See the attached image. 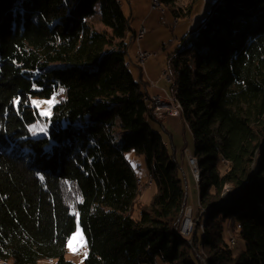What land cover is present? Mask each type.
Returning a JSON list of instances; mask_svg holds the SVG:
<instances>
[{
	"label": "trees",
	"instance_id": "1",
	"mask_svg": "<svg viewBox=\"0 0 264 264\" xmlns=\"http://www.w3.org/2000/svg\"><path fill=\"white\" fill-rule=\"evenodd\" d=\"M97 8L105 31L87 21ZM133 38L117 0H0V261L74 264L80 226L85 264H264V0H215L169 57L199 173L188 237L183 173L130 72ZM54 95L48 136L32 138L31 98ZM130 152L156 188L135 215ZM227 187L236 196L215 207Z\"/></svg>",
	"mask_w": 264,
	"mask_h": 264
},
{
	"label": "rangeland",
	"instance_id": "2",
	"mask_svg": "<svg viewBox=\"0 0 264 264\" xmlns=\"http://www.w3.org/2000/svg\"><path fill=\"white\" fill-rule=\"evenodd\" d=\"M120 9L128 21L129 28L134 31V34L141 28L146 29L144 38L140 41L139 47L142 51L150 54L144 65H141L137 59L139 51L138 44L133 40L129 44L127 61L130 64V72L137 82H141L142 88L147 95L148 104L151 110V126L154 131L159 132L166 146L170 151L175 153V159L178 162L179 168L184 177V188L187 192V207L184 210L181 223L185 220L190 221V226L186 232L180 225V233L188 237L193 229L194 219L197 217L196 211L198 206L197 181L193 177V167L189 161V156L193 152L192 137L180 119V108L175 100V94L171 88L172 71L169 67V57L175 49L181 45L182 40L186 37L191 38L200 23L204 20L210 5L215 0H176V4L167 8L163 5H158L154 0H117ZM98 7V6H97ZM174 10L175 16L171 13ZM88 23L98 31L107 30L100 22V14L98 8L92 18L87 19ZM129 64L127 66L129 67ZM50 98L32 97L36 101H48ZM57 100V99H56ZM56 103H54L55 106ZM33 106V105H32ZM50 109V116H42L41 113L49 110L47 104H41L37 109L40 116L35 124L34 133L30 132L32 138H41L48 136L47 119H50L53 114V108ZM170 108L173 106L172 113L158 111V107ZM178 107V108H177ZM174 121V122H173ZM176 124H178L176 128ZM29 127V128H30ZM182 127V128H181ZM43 128L44 131L40 129ZM178 129V130H177ZM126 159L135 169L141 178L139 185V196L134 204V215L138 210L148 207L151 199L156 193V188L147 176V170L144 165V160L141 157H136L133 153H126ZM183 226V227H182ZM225 238L229 242L234 241L232 247L235 251L243 249V241L237 237L235 231H230V225L227 224ZM71 240V246L69 241ZM67 246L65 258L74 264H85V247L86 240L80 226L70 237ZM203 255L204 252H200ZM0 264H11V262ZM37 264H56L54 259H40ZM151 264V263H143ZM154 264H165L159 259H155Z\"/></svg>",
	"mask_w": 264,
	"mask_h": 264
},
{
	"label": "snow or ice",
	"instance_id": "3",
	"mask_svg": "<svg viewBox=\"0 0 264 264\" xmlns=\"http://www.w3.org/2000/svg\"><path fill=\"white\" fill-rule=\"evenodd\" d=\"M62 92H63V89H60V93H62ZM19 102H20L19 101V98H17V100L15 101V103L16 104H19ZM57 102H59V101L56 100V96L54 95L48 101H36V100H32V105L34 107H36V108H39L41 104H47L49 110H46V111L42 112L41 115L42 116H50V109H51L52 106H54V103H57ZM34 129H35V126H32V127L29 128V131L34 133ZM40 130L41 131H44L43 128H41ZM69 246H71V240L69 241ZM84 247H85V253L84 254H85V257H86L87 256L86 245H84Z\"/></svg>",
	"mask_w": 264,
	"mask_h": 264
},
{
	"label": "bare ground",
	"instance_id": "4",
	"mask_svg": "<svg viewBox=\"0 0 264 264\" xmlns=\"http://www.w3.org/2000/svg\"><path fill=\"white\" fill-rule=\"evenodd\" d=\"M154 3V5L156 4L155 3V1L153 2ZM134 40L136 41V43H137V38H134ZM137 59H138V56H137ZM138 61H139V63L141 64V65H144V61L142 60V59H138ZM178 104V103H177ZM179 106V105H178ZM178 108V107H177ZM179 108H180V106H179ZM158 111H160L161 113H163V112H168V113H170L172 110L170 109V108H165V107H159V109H158ZM190 162H191V165H192V167H193V171H194V175H195V180L197 181V183H198V180H199V173H198V170H197V166H196V159L194 158V156L191 154V156H190ZM139 185H140V183H139ZM140 187L138 186V189H139ZM190 222H189V220H186V222H185V224H184V229H186L190 224H189ZM229 243H230V245H234V241L233 240H230L229 241Z\"/></svg>",
	"mask_w": 264,
	"mask_h": 264
},
{
	"label": "built area",
	"instance_id": "5",
	"mask_svg": "<svg viewBox=\"0 0 264 264\" xmlns=\"http://www.w3.org/2000/svg\"><path fill=\"white\" fill-rule=\"evenodd\" d=\"M153 5H154V3H153ZM145 33H146V29H145L144 27H141V28H140V29L134 34V38H137V44H138V47H139V43H140V41L144 38ZM137 56H138V59H142V60L144 61V63H145V61L148 59V57L150 56V54H148L147 52L142 51V50L140 49V47H139V51H138ZM167 108H168V106H167ZM172 108H173V106L170 107L171 110H172ZM158 109H159V107H158ZM173 109H174V108H173ZM173 111H174V110H172L171 113H172ZM159 112H160V111H159ZM160 113H161V112H160ZM189 161H190V156H189ZM190 163H191V162H190ZM193 177L195 178L194 171H193ZM189 222H190V221H189ZM189 224H191V223H189ZM189 226H190V225H189ZM189 226H188L186 229L182 228V229L184 230V232H186V231L188 230ZM182 227H183V226H182Z\"/></svg>",
	"mask_w": 264,
	"mask_h": 264
},
{
	"label": "water",
	"instance_id": "6",
	"mask_svg": "<svg viewBox=\"0 0 264 264\" xmlns=\"http://www.w3.org/2000/svg\"><path fill=\"white\" fill-rule=\"evenodd\" d=\"M237 192H238L237 190L227 187L222 194V199L220 200L219 203L215 205V207H222L224 205H227L230 202V200L236 196ZM185 222L186 221L184 220L183 223L181 224L184 225Z\"/></svg>",
	"mask_w": 264,
	"mask_h": 264
}]
</instances>
